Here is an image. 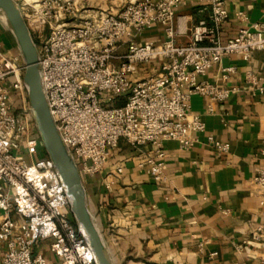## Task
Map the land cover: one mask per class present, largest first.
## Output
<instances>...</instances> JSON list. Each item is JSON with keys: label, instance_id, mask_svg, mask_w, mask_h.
I'll return each instance as SVG.
<instances>
[{"label": "built area", "instance_id": "built-area-1", "mask_svg": "<svg viewBox=\"0 0 264 264\" xmlns=\"http://www.w3.org/2000/svg\"><path fill=\"white\" fill-rule=\"evenodd\" d=\"M16 1L37 45L50 113L84 184L103 173L111 176L105 169L122 139L142 154L138 167L160 180L166 166L164 141L189 148L192 133L205 130L201 115L191 111L192 95L209 99V111L212 102L225 101L242 88L264 101V71L246 69L243 86L206 79L214 66H219L220 80L229 79L236 67L221 65L227 55L244 61L255 52L264 57V22L250 21L245 12L236 14L237 33L223 38L225 0H196L200 17L185 43L175 39L188 29L185 16L176 14L186 0H125L115 10L86 0ZM158 24L160 42L136 40ZM147 63L157 64L141 75ZM25 69L19 50L0 40V264H48L44 248L60 264H94L36 131ZM207 139L219 152L230 148L213 135ZM260 155L263 164L253 181L264 207V140ZM261 241L259 225L244 248Z\"/></svg>", "mask_w": 264, "mask_h": 264}, {"label": "crops", "instance_id": "crops-1", "mask_svg": "<svg viewBox=\"0 0 264 264\" xmlns=\"http://www.w3.org/2000/svg\"><path fill=\"white\" fill-rule=\"evenodd\" d=\"M123 1L86 0L114 10ZM225 2L228 19L223 38L237 33L241 25L235 17L240 11L250 21L264 22V0ZM176 14L185 16L188 29L175 42L185 43L191 24L200 17L196 0H186ZM4 38L6 33L0 31V40ZM162 38L158 24L136 40L158 43ZM123 51L122 46L118 52ZM155 64H142L140 74L153 72ZM221 65H235L236 71L222 81L219 66H214L206 79L243 86L246 69L264 71V57L255 52L244 61L230 54ZM190 102L191 111L204 120L205 130L192 133L194 144L189 148H181L175 140L164 141L166 166L160 180L138 167L142 154L122 139L105 169L111 176L106 178L103 173L85 183L90 209L114 264H264V241L244 248V240L251 239L256 227L262 225L264 230V207L253 181L263 164L264 101L242 88L225 101L212 102V111L207 109L210 101L206 97L192 95ZM208 135L228 142L229 150L217 151ZM117 165L121 172L115 170ZM2 249L0 245V255ZM43 251L48 264H60L48 248Z\"/></svg>", "mask_w": 264, "mask_h": 264}, {"label": "water", "instance_id": "water-1", "mask_svg": "<svg viewBox=\"0 0 264 264\" xmlns=\"http://www.w3.org/2000/svg\"><path fill=\"white\" fill-rule=\"evenodd\" d=\"M0 22L12 35L25 62L23 80L35 128L46 156L52 161L64 185L74 222L92 251L94 264H114L90 209L88 193L73 154L64 143L50 113L41 79L37 45L16 0H0Z\"/></svg>", "mask_w": 264, "mask_h": 264}, {"label": "rangeland", "instance_id": "rangeland-1", "mask_svg": "<svg viewBox=\"0 0 264 264\" xmlns=\"http://www.w3.org/2000/svg\"><path fill=\"white\" fill-rule=\"evenodd\" d=\"M121 4V3H120ZM0 31H4L7 35V38H4V44L7 46H11L14 49H17V46L15 44V41L12 37V35L9 33V31L3 26V24L0 22ZM9 35V36H8Z\"/></svg>", "mask_w": 264, "mask_h": 264}]
</instances>
